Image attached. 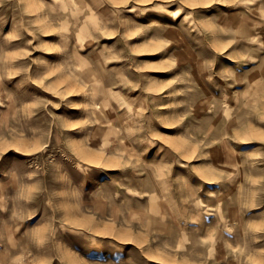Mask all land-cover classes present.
<instances>
[{
    "label": "rangeland",
    "instance_id": "374dc122",
    "mask_svg": "<svg viewBox=\"0 0 264 264\" xmlns=\"http://www.w3.org/2000/svg\"><path fill=\"white\" fill-rule=\"evenodd\" d=\"M0 264H264V0H0Z\"/></svg>",
    "mask_w": 264,
    "mask_h": 264
}]
</instances>
